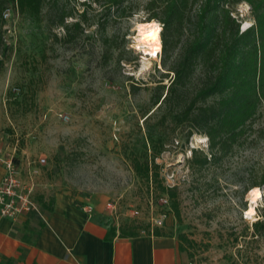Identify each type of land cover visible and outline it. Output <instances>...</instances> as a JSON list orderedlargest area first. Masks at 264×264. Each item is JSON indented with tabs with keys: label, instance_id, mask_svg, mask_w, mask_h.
Returning <instances> with one entry per match:
<instances>
[{
	"label": "rangeland",
	"instance_id": "obj_1",
	"mask_svg": "<svg viewBox=\"0 0 264 264\" xmlns=\"http://www.w3.org/2000/svg\"><path fill=\"white\" fill-rule=\"evenodd\" d=\"M42 1L37 15L8 6L2 28L7 47L0 53V144L12 151L11 139L20 140L15 155L23 176L27 159L46 158L35 178L37 196H95L115 203L119 220L150 229L151 219L165 212L154 228L184 234L191 264H264V236L253 234L264 208V186L254 185L264 170V101L230 151L193 165L194 150L198 159L210 152L208 136L176 115L173 103L153 104L172 73L166 76L162 63L163 24L150 18L148 0H123L121 7L103 0ZM66 13L69 29L59 23ZM233 15L242 19V30L254 23L245 0L233 6ZM152 22L159 27V50L141 38L139 25ZM189 35L186 25L174 31L173 42ZM136 154L154 156L163 184L176 186L180 217L172 196L136 175ZM253 190L260 196L252 202ZM163 194L168 203H161ZM135 209L139 214H132Z\"/></svg>",
	"mask_w": 264,
	"mask_h": 264
},
{
	"label": "trees",
	"instance_id": "obj_2",
	"mask_svg": "<svg viewBox=\"0 0 264 264\" xmlns=\"http://www.w3.org/2000/svg\"><path fill=\"white\" fill-rule=\"evenodd\" d=\"M101 2L102 0H96ZM240 0H148L146 8L150 18L159 19L163 28L162 63L168 67L171 82L166 93H160L153 104L175 106L176 115L189 118L192 128L208 136L210 152L197 158V150L190 162L206 165L218 153L230 151L233 145L244 135L246 128L258 117L264 101V0H245L251 5L254 23L241 29L242 19L233 15V6ZM42 0H0V53L6 49L3 37L5 14L9 5L19 11L38 14L42 11ZM108 7H121L123 0H103ZM61 14L59 23L69 29L66 16ZM80 26V21H74ZM189 26L190 35L183 41L173 42L174 31ZM174 50V55L172 53ZM4 56L0 57V73L3 70ZM195 89L187 98L190 83ZM17 100L15 91L12 92ZM11 95V92H10ZM13 132V130H12ZM193 129L189 131L191 134ZM131 164L141 179L156 182L165 193L173 197L172 207L180 217L176 186L168 187L160 179V164L155 157L143 158L134 155ZM259 182L254 185L264 186V170ZM51 208L52 201L44 200ZM150 231L136 220L121 223L119 234L137 235L141 229ZM116 227H111L110 237L115 236ZM153 233L160 234L159 228ZM253 234L264 236V208L260 217L253 222ZM187 240L184 234L179 235ZM182 248L186 249L182 242Z\"/></svg>",
	"mask_w": 264,
	"mask_h": 264
},
{
	"label": "crops",
	"instance_id": "obj_3",
	"mask_svg": "<svg viewBox=\"0 0 264 264\" xmlns=\"http://www.w3.org/2000/svg\"><path fill=\"white\" fill-rule=\"evenodd\" d=\"M3 173L0 164V178ZM43 197L52 201L48 208L39 199L43 218L35 211L15 221L0 215V264H191L176 232L141 229L122 236L120 225L127 220L108 218L106 201L67 191ZM87 203L91 214L83 209ZM111 227L117 228L113 237Z\"/></svg>",
	"mask_w": 264,
	"mask_h": 264
},
{
	"label": "built area",
	"instance_id": "obj_4",
	"mask_svg": "<svg viewBox=\"0 0 264 264\" xmlns=\"http://www.w3.org/2000/svg\"><path fill=\"white\" fill-rule=\"evenodd\" d=\"M12 136H14V133L11 135L6 134L8 138ZM11 140L14 141L12 151L7 150V148H4L0 144V164L4 170L0 178V215L15 221L19 215L35 211L43 218V205L39 197H37L38 183L35 178L41 173V167L46 162V158L42 157L39 160L27 159L24 170L26 171V176H23V169L20 163L16 161L15 155L19 148L20 140L17 137H13ZM160 200L161 203L169 202L166 194H163ZM83 209L90 214L94 211L91 203L83 205ZM105 210H107L108 218L114 221L119 220L118 216L120 212L115 203L107 201L105 203ZM132 214H139V210H133ZM165 216L166 213L163 212L160 216L151 219L152 230L154 227H160L164 223Z\"/></svg>",
	"mask_w": 264,
	"mask_h": 264
},
{
	"label": "clouds",
	"instance_id": "obj_5",
	"mask_svg": "<svg viewBox=\"0 0 264 264\" xmlns=\"http://www.w3.org/2000/svg\"><path fill=\"white\" fill-rule=\"evenodd\" d=\"M142 36L141 38L143 40H157V32L159 31V27L156 24V22H152L151 24H144V25H139ZM145 29H151L150 31H145ZM154 54V53H153ZM253 198L257 197L260 195L258 190H253L252 192Z\"/></svg>",
	"mask_w": 264,
	"mask_h": 264
},
{
	"label": "bare ground",
	"instance_id": "obj_6",
	"mask_svg": "<svg viewBox=\"0 0 264 264\" xmlns=\"http://www.w3.org/2000/svg\"><path fill=\"white\" fill-rule=\"evenodd\" d=\"M150 31V30H149ZM159 31L157 32V40L153 41V40H143L145 43H147V45H149L151 47V49H156V50H159L160 49V37H159ZM260 193V191H259ZM260 196V195H259ZM259 196L253 198L252 197V202L255 201ZM255 210L254 206L252 205L248 210L247 212L250 214L252 213L253 211Z\"/></svg>",
	"mask_w": 264,
	"mask_h": 264
}]
</instances>
